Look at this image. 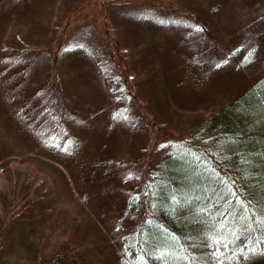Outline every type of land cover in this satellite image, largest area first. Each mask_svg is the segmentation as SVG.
<instances>
[{
  "label": "trees",
  "instance_id": "obj_1",
  "mask_svg": "<svg viewBox=\"0 0 264 264\" xmlns=\"http://www.w3.org/2000/svg\"><path fill=\"white\" fill-rule=\"evenodd\" d=\"M117 1L111 0V3L117 5L116 3H119ZM223 1L231 3L233 0H215L210 7V15L215 6ZM82 2L83 0L77 1L80 5ZM44 3L46 0H0V84L5 85L7 82L9 85H14L11 92L19 91L17 95L22 96L23 89L26 94L29 93L25 101L21 100L22 97L20 100L17 98L18 105L15 112H12L11 118L15 119L13 115H17L19 120L24 118L21 123L37 139L35 141L38 142V147L32 150V154L39 155L35 157V162L41 169L45 168L42 165L52 166L60 163L58 156L57 159L52 156L54 152L52 147L55 145L59 154H61V144L65 152L89 154V150H83L86 147L83 135L74 133L77 131L75 126L71 128L73 117H77V121L82 125L88 121L86 118L88 117L87 94L82 96L78 91L69 90L68 86V88L63 87L62 90L56 86L52 91L53 97L48 93L41 94L43 92L41 89L53 87L54 82L64 75L71 80L76 70L73 75L63 68L58 71L55 67L57 59L54 57V61L48 67L49 70L51 69L49 71L46 68L49 62L44 63L42 56L51 57L52 55L48 48L40 47L41 43L30 42L29 38H25L30 35V32H16L9 37L5 36L6 38L2 36L5 33L6 23L12 15L17 16L22 7L26 6L32 11V5H34V11H36L35 7ZM186 9L189 12L182 13L190 14L189 23L196 21L200 25L198 18L200 13L195 8ZM60 11L63 12L64 8L62 7ZM148 11L162 18L161 20L167 21L168 16L163 15L164 12L161 10L160 13L152 9ZM67 12L70 16L74 11L68 6ZM115 12L118 14L119 11L115 10ZM103 13L107 16L110 14V18L114 15L108 10ZM119 16L128 21L135 17L139 18V15L134 13L120 12ZM51 17L50 13L36 21L38 34L49 37L53 32L50 25ZM171 20L174 21L173 18ZM181 23L184 24L182 21ZM115 41L117 44L115 46H118L120 50L126 47L124 44L129 45L126 38L117 37ZM142 42L144 43H131L130 46H133L137 57H143V54H146L145 59L141 58L146 62L144 66L147 65V68L153 66L156 54L164 53L168 58H179L180 62H177L176 66L179 64L177 71L180 74L177 76L176 86L181 91H185L183 93L188 96L184 104L191 101L190 97L198 99V93L185 85V76L178 78L183 75L181 67L188 59V54L179 52L177 48L167 49L170 52L169 56L163 49L166 48L165 45H162L165 46L162 48L145 40ZM213 44L214 47L217 46L216 43ZM259 45L261 44L246 46L248 49H246L245 57L242 55L244 50L240 47L235 48L230 57L227 56L236 63L237 68L249 67L250 72L256 76L252 77L251 83L240 89L238 96L218 110L215 107L205 108L203 118L198 121L199 124L192 139L162 141L155 145V150L152 148L149 152L147 145L150 143L146 144L143 141L144 145H137L134 148L132 144L130 146L132 149L127 148L133 150L135 155L137 153L134 161L130 158L124 160L116 158L107 148L102 154L100 152V158L93 161L94 167H103L101 169L103 171L106 169L107 173L103 176L96 174V177H93L88 190L91 192V200L96 195V189L103 192L109 188L108 190L118 197V201L113 206L112 216L115 222L118 221L115 230L120 237L118 242L122 250L118 246L119 250L114 259L107 264H264V60L259 57L262 48ZM223 49L226 50L224 47ZM64 51L62 48L58 55L62 57ZM67 53L68 50H66ZM89 55L92 57V54L89 53ZM209 63L214 70L229 65L226 61L216 62L213 65L211 61ZM108 65L106 64L105 67L108 68ZM173 68L176 69L165 61L163 72L171 75ZM79 77L77 72L75 80ZM162 78V75L158 73L156 80L163 82ZM102 81L105 84V90L107 86L109 96L115 103V109L125 110L123 103L121 105L123 107L117 106L121 96L125 94V81L121 80V77L112 75L104 76ZM28 86L34 88L27 89ZM52 98L55 102H52ZM0 99L6 100L1 96ZM76 99L83 100L81 108L72 106ZM64 100L69 101V104L62 103ZM0 105H6V103L3 102ZM7 106L8 104L5 109L8 110ZM167 107L168 111L172 109L168 105ZM173 110L170 114L175 115L176 112L182 111L180 107H174ZM98 115L99 113H95L94 119ZM121 115L126 116L127 112L123 111ZM11 122L16 125V121ZM51 122L57 124L53 131ZM129 123L132 128L134 124L131 121ZM146 125L153 128V123L152 126L149 123ZM160 127L163 126L160 125ZM138 132L136 137H141L140 130ZM140 140L142 142V138ZM103 146L110 145L103 141ZM164 151H166L165 154H163ZM9 153L5 155L0 153V162L6 156L14 155L12 151ZM159 157L160 160L157 159ZM144 160L146 166L143 167L140 175L136 171L140 161L144 163ZM70 164L62 165L60 169L58 167V170L61 176L75 180V185L67 183V190H70L69 192L86 208V211H90L87 206L90 203L88 197L85 203L78 194L83 177L76 176L77 171H71ZM120 165L136 168L132 174V177L135 176V183L128 189L121 187L119 183L116 184L114 179L111 181L106 179L109 177L117 179L119 175L114 168ZM85 166L84 162V168ZM97 183H102L104 186L99 188L95 185ZM46 186H42L43 189ZM28 197L30 196L16 202L15 209L20 208L16 212L18 214H14L17 217L12 216L10 207H3L0 213V264H9L12 258L11 253L19 250L26 253L25 257L33 264H89L87 259L82 261L78 251L83 243L94 240L92 238L81 242L75 239L74 234V238L68 235L66 239L56 240L57 242L50 244L49 241L46 242L43 235L39 238L40 241L31 242L30 237L34 235L32 233L35 230V223L39 222L38 225L44 226L49 215V211L46 212V210L51 208L54 212L57 204L50 205L47 203L48 200L45 203L39 202L37 199L40 198L39 196ZM24 217L32 220L29 226L21 230ZM9 223L21 227L20 232L12 234V237L9 234L11 228L7 226ZM94 224L96 229L100 227L102 231L104 230L102 227L104 225ZM70 229L78 233L79 227ZM90 235L93 234L90 233Z\"/></svg>",
  "mask_w": 264,
  "mask_h": 264
},
{
  "label": "rangeland",
  "instance_id": "obj_2",
  "mask_svg": "<svg viewBox=\"0 0 264 264\" xmlns=\"http://www.w3.org/2000/svg\"><path fill=\"white\" fill-rule=\"evenodd\" d=\"M77 1L46 0V3L35 7L36 11L32 4V11L24 6L17 16H11L7 22L10 26L6 23L5 33L2 36L9 37L16 32H30L28 37H24L29 38L30 42L41 43L40 47L48 48L52 55L51 57L42 56L44 63L49 62L46 66L47 69L55 57L57 59L55 67L58 71L63 68L73 75L76 70L71 76V80L70 77L66 78L64 75L54 82L53 87L41 89L43 91L41 94L48 93L53 97L52 91L56 86L61 88L60 90L63 87H69V90L78 91L82 96L87 94L88 117L86 118L88 121L82 125L77 121V117H73L71 128L75 126L77 131L73 130L74 133L83 135L86 146L83 150H89V154H76L74 151L65 152L62 144L61 154H59L55 145L52 147L54 149L52 156L56 159L58 156L60 163L52 166L42 165L45 168L41 169L40 165L35 162V157L37 158L39 155L32 154V150L38 147V142L35 141L37 139L21 123L24 118L19 120L17 115H13L15 119L11 118L12 112H15L18 105L17 98L20 100L22 97L21 100L25 101L24 99L28 97L29 93L26 94L23 89L22 96L21 94L17 95L19 91L11 92L14 85H9L7 82L5 85L0 84V96L6 99L5 101L0 99V103L8 104V110L5 109L6 105H0V153L2 155L9 151L14 153L10 157L6 156L0 162V213H2L3 207H10L12 216L17 217L14 214H18L16 212L20 208L15 209V204L26 196H39L40 198H37L39 202L45 203L48 200L47 203L50 205L57 204L54 212L51 211V208L46 210V212L49 211V215L44 226L38 225L39 222L35 223V230L32 233L34 235L30 237L31 242L40 241L39 238L43 235L46 242L49 241L50 244L74 234L75 239L77 238L81 242L92 238L94 240L80 246L79 257L82 258V261L87 259L89 264H107L108 261L114 259L119 248L122 250L121 244L118 242L120 237L115 230L118 221L115 222L112 216L113 206L118 201V197L108 190L109 188L103 192L96 189V195L91 200V192L88 190L93 177L96 174L103 176L107 173L106 169L105 171L101 169L103 167H94L93 161L100 158L102 152L107 148L113 152L116 158L121 160L130 158L134 161L137 153L135 155L133 150L127 148L132 144V148H134L137 145H144L145 142L146 144L150 143L147 145L149 152L152 148L155 150V145L162 141H189L195 133L198 121L203 118L205 108L215 107L218 110L238 96L240 89L251 83L252 77L256 75L250 72L249 67L237 68L236 63L229 57L237 47L244 50L242 55L245 57L247 47L261 44L259 45L262 47L259 57L264 60V0H233L231 3L223 1L215 6L211 15L210 7L215 0H118L117 5H113L111 0H83L81 5ZM68 6L74 11L70 16L67 14ZM62 7L64 8L63 12L60 11ZM189 7L195 8L200 13L198 16L200 25L196 21L189 23L190 14H184L189 12L186 9ZM149 9L155 10L157 13H160L161 10L164 12L163 15L168 16L167 21L149 13ZM105 10L112 13L115 10L119 12L118 14L115 12L110 18V14L107 16L106 13H103ZM120 12L138 14L139 18L135 17L130 22L119 16ZM50 13L52 15L50 25L53 32L47 37L38 34L36 21ZM171 18L174 21H170ZM181 21L184 23L183 25ZM117 37L126 38L129 45L124 44L126 47L120 50L118 46H115ZM144 40L162 48L166 46L163 48L165 51L177 48L179 52L188 54V59H184L185 62L181 67L183 75L178 78L185 76V85L198 93V99L190 97L191 101L184 104L188 96H185L183 93L185 91H181L176 86V79L180 74L177 71L179 64L176 66V63L180 62L179 58H168L167 54L162 52L163 55L156 54L153 66L149 68L147 65L144 66L146 62L141 58L145 59L146 54H143V57H137L133 46H130L131 43L143 44ZM213 43H216L217 46L214 47ZM62 48L65 51L61 57L58 52L62 51ZM66 50H68L67 54ZM89 53L92 54V57ZM167 53L170 56V52L167 51ZM227 56L229 57L227 58ZM165 61L176 67V69H172L171 75L163 72ZM210 61L212 65L221 61H226L229 65L214 70L210 66ZM106 64H109L108 68L105 67ZM77 72L80 77L75 80ZM158 73L162 75L163 82L156 80ZM111 75L121 77V80L125 81V94L121 96L117 106L118 108L124 106L125 110L123 111L127 112L126 116L121 115L123 111L115 109V103L109 96L107 86L106 90L104 88L105 84L102 78ZM33 88V86H28L27 89ZM52 102H55L53 98ZM62 103L69 104V101L64 100ZM81 103L83 100L76 99L72 106L81 108ZM122 103L123 106H121ZM167 105L172 108L170 111L167 110ZM174 107H180L182 111L176 112L175 115L170 114ZM71 110L73 111V109ZM75 110L77 111V109ZM95 113H99V115L94 119ZM152 119H156V121H151ZM11 121H16V125ZM129 121L134 124L132 127L135 128L134 130L129 126L131 125ZM150 122L153 123V128L147 127L146 123L151 125ZM50 125L52 131L57 126L53 122ZM160 125L163 127L161 128ZM138 130H140L141 137H136V134L139 133ZM140 138H142V142ZM103 141L108 142L110 146H103ZM110 147L117 148L111 149ZM91 150L92 154H90ZM157 159L160 160V157ZM84 162L86 163L85 168ZM67 163H71V171H77L76 176L83 177L82 182L80 181L78 194L85 203L88 197L90 203L87 206L90 211H86V208L77 202L76 197L69 192L70 190H67V183L76 184L74 179L61 176L60 170H58V167L60 169ZM144 166H146V161L144 160V163L140 161L136 173L139 172L141 175ZM114 169L119 177L117 179L106 178L108 181L114 179L116 184L119 183L121 187L127 189L135 183V176L132 177V174L136 168L130 165H120ZM44 185L47 186L43 189ZM95 185L99 188L104 186L102 183ZM31 220L24 217L21 224L22 229L20 226L9 223L7 226L11 228L10 236L12 237V234L15 235L20 232V229L23 230L29 226ZM94 223L104 225L102 226L104 230L102 231L100 227L96 229ZM77 227H79L78 233H75L76 230L70 229ZM90 233L93 235L91 236ZM19 251L11 253L12 258L9 264H33L25 257L26 253Z\"/></svg>",
  "mask_w": 264,
  "mask_h": 264
}]
</instances>
